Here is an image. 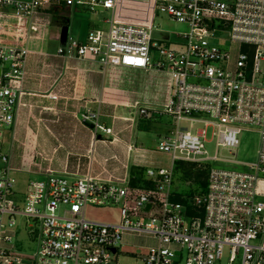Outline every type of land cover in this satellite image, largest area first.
Returning a JSON list of instances; mask_svg holds the SVG:
<instances>
[{"label": "built area", "instance_id": "2783aa9c", "mask_svg": "<svg viewBox=\"0 0 264 264\" xmlns=\"http://www.w3.org/2000/svg\"><path fill=\"white\" fill-rule=\"evenodd\" d=\"M60 8L109 17L84 42L69 36L58 57L169 76L170 96L161 111L176 129L160 138L158 152L171 156L172 164L226 162L247 171L208 168L206 191L181 202L173 200V167L148 168L143 180L149 186L29 171L18 190L21 171L11 166L6 135L25 95L31 51L0 45V264H113L132 236L152 241L142 264H264V0H0V16L14 19ZM158 14L188 27L182 51L153 42ZM137 108L143 117L154 111ZM81 120L91 122L94 133H113L100 124L99 113L86 109ZM207 128L215 130L217 152L233 156L244 131L259 133L257 161L209 157ZM90 206L116 207L120 222L88 220ZM31 245L33 252L21 249Z\"/></svg>", "mask_w": 264, "mask_h": 264}, {"label": "crops", "instance_id": "0c3cea01", "mask_svg": "<svg viewBox=\"0 0 264 264\" xmlns=\"http://www.w3.org/2000/svg\"><path fill=\"white\" fill-rule=\"evenodd\" d=\"M63 16L72 22L73 14L65 8L29 19L0 16V45L31 51L25 95L6 135L11 166L21 171L17 174L19 184L25 188L29 171L131 179L133 169L145 172L166 167L169 155L156 150L164 125L155 120V113L162 114L169 100V76L105 68L93 59L58 57L56 53L63 47L60 42L67 43L69 36L74 40L71 31L68 37L64 35L67 24ZM52 19L60 24L59 29L52 26ZM35 26L40 28L38 35H32ZM54 95L57 100L51 98ZM139 105L154 111L140 116ZM86 109L99 113L100 124L112 128L113 133H94L86 126L81 120Z\"/></svg>", "mask_w": 264, "mask_h": 264}, {"label": "rangeland", "instance_id": "374dc122", "mask_svg": "<svg viewBox=\"0 0 264 264\" xmlns=\"http://www.w3.org/2000/svg\"><path fill=\"white\" fill-rule=\"evenodd\" d=\"M108 17L109 14L107 13H103L99 18H95L85 12H74L71 22V18H69L68 16H63V19L67 24L66 26L64 25V35L65 37H68V33L71 31V35L74 40H82L83 42V40H86L87 35L91 30H102L105 27L104 20ZM52 20V26H54L55 29H59L60 24L56 25L54 23L56 21H54V19ZM154 25L155 29L152 33L153 42H157L158 45L169 48L173 51L179 52L183 50L185 41L183 40L182 35L188 33L187 26L173 21L166 14H158L157 18L154 21ZM10 26L12 25L10 24ZM39 29L40 28L38 26H35L32 31V35H38L37 32ZM21 30L23 29L21 28ZM50 31L51 30H49V32ZM65 42L61 41V46H65ZM152 57L155 62L160 60L159 52L155 48L152 49ZM155 114V120L158 121V123L160 122L164 125L161 129L164 134L162 136L168 135L176 129V123L173 117L164 113H158V115L157 113ZM181 127L189 129V124L181 123ZM196 128H203V125ZM214 132L215 130L212 128L206 129L205 148L209 157L213 158L217 154V157L221 160L238 161L245 164L254 163L257 161L258 150L260 148L261 142L259 133L244 131L238 137L240 145L238 149L233 152V154H236L235 156H233L228 150L225 149H220L217 152L216 139L213 135ZM158 145L159 142L157 144L156 150L158 149ZM171 165L172 157L168 156L167 162H165L164 165L166 167H164V169L170 170L173 167V190L175 193V197L177 195H181V197L186 198H192L194 196L203 194L202 183L207 182L208 168L236 170L242 172L247 171L246 166L214 161L206 163L204 165L190 164L178 161L173 163V166ZM260 177L264 179V174H260ZM17 189L23 191L24 187L23 185L18 184ZM259 201L264 202V199H259ZM86 217L88 220L99 223L117 224L120 222L119 211L116 207L113 206H90L86 209ZM150 244H152V241L145 237H126L125 245L120 248V254L118 258L113 262V264H142L140 257H142L146 253L145 248ZM35 248V245H31V247H21L23 251L29 252H33Z\"/></svg>", "mask_w": 264, "mask_h": 264}, {"label": "trees", "instance_id": "16d2710c", "mask_svg": "<svg viewBox=\"0 0 264 264\" xmlns=\"http://www.w3.org/2000/svg\"><path fill=\"white\" fill-rule=\"evenodd\" d=\"M143 174L144 172L133 169L132 170V178L131 182L133 186H138L140 184H146L149 186V183L143 180ZM207 188V182L202 183V193L206 191ZM181 195H177L173 200L175 202H181Z\"/></svg>", "mask_w": 264, "mask_h": 264}, {"label": "water", "instance_id": "95a60500", "mask_svg": "<svg viewBox=\"0 0 264 264\" xmlns=\"http://www.w3.org/2000/svg\"><path fill=\"white\" fill-rule=\"evenodd\" d=\"M85 125L90 127V128H94V125L91 122H89V121H85ZM146 209L149 210L150 209V205H148ZM115 252L116 251L113 250V253H115Z\"/></svg>", "mask_w": 264, "mask_h": 264}]
</instances>
